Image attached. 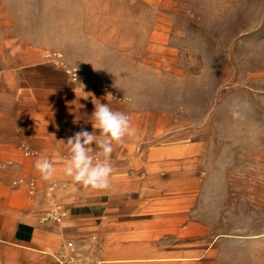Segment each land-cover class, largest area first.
Segmentation results:
<instances>
[{"label": "rangeland", "instance_id": "1", "mask_svg": "<svg viewBox=\"0 0 264 264\" xmlns=\"http://www.w3.org/2000/svg\"><path fill=\"white\" fill-rule=\"evenodd\" d=\"M94 99L137 131L104 190L38 145L99 135ZM54 204L46 264H264V0H0V214Z\"/></svg>", "mask_w": 264, "mask_h": 264}, {"label": "clouds", "instance_id": "2", "mask_svg": "<svg viewBox=\"0 0 264 264\" xmlns=\"http://www.w3.org/2000/svg\"><path fill=\"white\" fill-rule=\"evenodd\" d=\"M87 96L84 98L87 99ZM97 101L93 100L95 110L92 124L100 134L81 129L68 138L70 154L64 161V172L75 183L86 188L104 190L109 188L113 173L110 162L114 152L113 145L123 143L126 137H136L137 131L127 114L113 111L108 104ZM35 168L45 181L51 180L56 173L53 162L46 157L37 159Z\"/></svg>", "mask_w": 264, "mask_h": 264}, {"label": "crops", "instance_id": "3", "mask_svg": "<svg viewBox=\"0 0 264 264\" xmlns=\"http://www.w3.org/2000/svg\"><path fill=\"white\" fill-rule=\"evenodd\" d=\"M55 135L56 134L42 136L38 143L39 147L46 150L48 149L47 152L49 154H54V150L68 151L69 146L63 141L65 136ZM57 140H60V142ZM71 214L75 216L78 215L79 212L77 210H72ZM0 220L1 238H14L20 245H27L30 247L18 248V250L12 254L8 247L4 250L2 248V250H0V264H14L16 260L18 264H46L48 262L47 259H43L36 249V246L41 244V236H54L58 232L64 235V227L60 223L40 224L31 216L23 214L22 212L18 214H0ZM121 259L124 258L114 257L109 260L119 261Z\"/></svg>", "mask_w": 264, "mask_h": 264}, {"label": "built area", "instance_id": "4", "mask_svg": "<svg viewBox=\"0 0 264 264\" xmlns=\"http://www.w3.org/2000/svg\"><path fill=\"white\" fill-rule=\"evenodd\" d=\"M67 217V208L61 204H54L50 209L44 211L40 217L41 221H54L61 223ZM71 244V243H68ZM71 256H61L58 258L59 264H73Z\"/></svg>", "mask_w": 264, "mask_h": 264}, {"label": "bare ground", "instance_id": "5", "mask_svg": "<svg viewBox=\"0 0 264 264\" xmlns=\"http://www.w3.org/2000/svg\"><path fill=\"white\" fill-rule=\"evenodd\" d=\"M73 208V207H72Z\"/></svg>", "mask_w": 264, "mask_h": 264}]
</instances>
